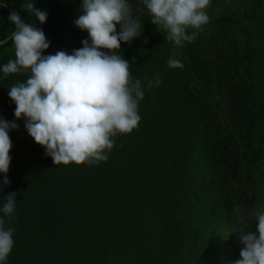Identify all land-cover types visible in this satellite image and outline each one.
Masks as SVG:
<instances>
[{"label":"trees","instance_id":"trees-1","mask_svg":"<svg viewBox=\"0 0 264 264\" xmlns=\"http://www.w3.org/2000/svg\"><path fill=\"white\" fill-rule=\"evenodd\" d=\"M25 2L0 0V66L15 59L13 12L42 28L45 55L82 47L88 34L74 25L81 0H31L48 13L43 25L20 10ZM130 2L142 36L115 54L143 85L156 77L160 85L145 88L138 128L117 135L98 165L56 166L16 121L10 185L0 176V199L17 194L5 217L14 229L6 264H233L243 247L235 233L241 225L256 231L264 204V0H211L209 22L182 48ZM173 57L182 68L167 66ZM28 76L0 71V117L15 121L8 89Z\"/></svg>","mask_w":264,"mask_h":264},{"label":"clouds","instance_id":"clouds-1","mask_svg":"<svg viewBox=\"0 0 264 264\" xmlns=\"http://www.w3.org/2000/svg\"><path fill=\"white\" fill-rule=\"evenodd\" d=\"M136 3L146 7L151 17L149 23L157 32L166 33L165 40L176 48L193 42L209 22L207 9L211 0ZM20 10L40 25L47 22L48 13L31 0L21 4ZM80 10L74 25L86 32L88 38L71 53L58 50L45 55L50 42L37 23L26 22L20 11L7 18L15 26L9 37L15 59L0 66V71L5 77L19 72L29 76L26 82L8 89L15 104V121L0 117V176L4 186L10 185V132L18 130L16 121L24 122L29 136L56 166L98 165L108 160L117 135L131 134L138 128L139 104L145 88L151 90L160 85L159 77L143 85L130 75V62L115 54L122 43L131 45L142 36L130 0H81ZM5 43L6 39L0 40V45ZM167 66L176 69L183 64L173 57L168 59ZM16 197V193H9L0 199V264H6L14 247V229L5 227V217L12 218ZM255 222V232L241 225L235 233L243 247L233 264H264V204L256 210Z\"/></svg>","mask_w":264,"mask_h":264}]
</instances>
